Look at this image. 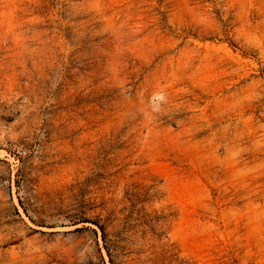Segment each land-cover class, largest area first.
<instances>
[{
	"label": "rangeland",
	"instance_id": "374dc122",
	"mask_svg": "<svg viewBox=\"0 0 264 264\" xmlns=\"http://www.w3.org/2000/svg\"><path fill=\"white\" fill-rule=\"evenodd\" d=\"M264 264V0H0V264Z\"/></svg>",
	"mask_w": 264,
	"mask_h": 264
},
{
	"label": "trees",
	"instance_id": "16d2710c",
	"mask_svg": "<svg viewBox=\"0 0 264 264\" xmlns=\"http://www.w3.org/2000/svg\"><path fill=\"white\" fill-rule=\"evenodd\" d=\"M99 229H100V231H101V235H102V239H103V241H104V243H105V248H106V251H107V254H108V256H109V261H110V263L111 264H114V258H115V254H114V251L116 250L115 248H113V247H109L108 248V246L106 247V237H105V228H104V226H102V225H99Z\"/></svg>",
	"mask_w": 264,
	"mask_h": 264
}]
</instances>
